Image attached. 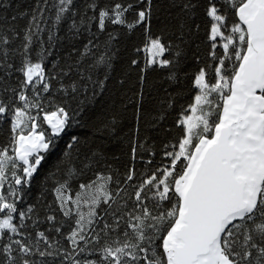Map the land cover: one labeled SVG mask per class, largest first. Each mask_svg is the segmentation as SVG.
I'll return each instance as SVG.
<instances>
[{
  "label": "snow or ice",
  "instance_id": "snow-or-ice-1",
  "mask_svg": "<svg viewBox=\"0 0 264 264\" xmlns=\"http://www.w3.org/2000/svg\"><path fill=\"white\" fill-rule=\"evenodd\" d=\"M13 2L0 0V121L9 125L0 144V264H264V0ZM200 14L210 22V49L204 60L191 57L202 65L192 78L196 94L163 146L168 163L139 173L134 164L114 168L105 141L120 139V130L101 108L93 138L72 136L45 178L56 177L51 202L27 203L47 154L108 91L119 37L143 28L146 66L175 67L168 79L178 80ZM65 27L80 46L49 69ZM136 95L132 160L155 155L148 137L138 138L150 109L143 88Z\"/></svg>",
  "mask_w": 264,
  "mask_h": 264
},
{
  "label": "trees",
  "instance_id": "trees-1",
  "mask_svg": "<svg viewBox=\"0 0 264 264\" xmlns=\"http://www.w3.org/2000/svg\"><path fill=\"white\" fill-rule=\"evenodd\" d=\"M33 0H14L12 7H19L21 9L31 6ZM78 4H82L83 0H77ZM12 10L9 9V15ZM195 22L199 24L200 29L195 33L191 41L185 47L186 55L189 59L182 61L179 66L178 80H169L168 77L176 68H161L158 64L146 66V56L143 51L145 43L144 30L137 27L133 32L119 37L120 44L119 56L113 61L114 71L112 79L108 82V91L100 98L99 102L92 106L91 111L82 114L79 124H74L69 127L66 132L58 139L54 149L47 154L45 161L39 168L38 173L34 176L31 187L28 190L27 203H33L37 197L42 201L51 202L53 199L50 189L56 177H52L47 183L45 178L49 177L52 173L56 172L61 157L64 155L65 149L72 136H77L84 141L85 139H92L94 130L92 124L101 108L107 111L110 115L115 114L119 126L120 139H111L105 141V145L109 150L110 157H116L114 168L124 171L125 166L131 167L135 165L137 172H142L146 168L151 169L159 167L168 161L163 157L164 144L174 142V138L180 132L176 124V120L182 108L193 102L196 90L192 85V78L195 71L198 70L201 64L191 59L194 52H198L201 59L204 60L207 56V51L210 49V44L207 43L206 30L210 27V22L203 14L194 18ZM23 26L25 21H19ZM160 25L154 21L152 26L153 33L159 32ZM113 29L117 31H124L119 26H111L110 31ZM58 37L53 44L54 55L48 57L45 63L51 69L52 60L56 57L64 58L67 53L71 51V47L75 45L80 46V43L75 40L66 38V27L61 28L58 32ZM43 38L47 40V35L44 34ZM140 49V51H137ZM75 55V53H72ZM167 58V54H165ZM131 59H136L138 64L129 66ZM144 69L141 73L140 69ZM143 75L145 81L141 84L139 77ZM123 81L121 84L120 82ZM143 88L145 94L143 104L145 109H150L143 114V119L140 122L139 139L144 140L147 136L148 140L145 143L154 147L155 155L150 156L147 153H142L143 159L137 156L132 160L130 148L128 146V135L136 128L137 119L135 116V107L137 104V93ZM47 95V94H45ZM53 95H58L53 89ZM170 98L173 102V107H168L167 99ZM75 107V104L71 105ZM161 111L164 112V118L160 119ZM47 127V125H45ZM8 123L0 121V144L7 143L8 140ZM151 159L152 164L146 162ZM59 174L57 173V176ZM25 205H21L24 207ZM41 229H47L48 224H42ZM53 235H56L53 233Z\"/></svg>",
  "mask_w": 264,
  "mask_h": 264
},
{
  "label": "rangeland",
  "instance_id": "rangeland-1",
  "mask_svg": "<svg viewBox=\"0 0 264 264\" xmlns=\"http://www.w3.org/2000/svg\"><path fill=\"white\" fill-rule=\"evenodd\" d=\"M144 53H145V56H146V58H147V56H148V53H146L145 51H144Z\"/></svg>",
  "mask_w": 264,
  "mask_h": 264
}]
</instances>
